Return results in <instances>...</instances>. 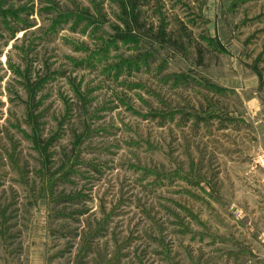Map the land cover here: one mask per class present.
Wrapping results in <instances>:
<instances>
[{"label":"rangeland","instance_id":"rangeland-1","mask_svg":"<svg viewBox=\"0 0 264 264\" xmlns=\"http://www.w3.org/2000/svg\"><path fill=\"white\" fill-rule=\"evenodd\" d=\"M0 264H264V0H0Z\"/></svg>","mask_w":264,"mask_h":264},{"label":"trees","instance_id":"trees-1","mask_svg":"<svg viewBox=\"0 0 264 264\" xmlns=\"http://www.w3.org/2000/svg\"><path fill=\"white\" fill-rule=\"evenodd\" d=\"M137 6V5H135ZM132 14H133V21L139 26L141 27V23L139 24L137 19L139 18L140 15V11L136 8H132ZM164 29H161V33L163 32V35H167V33H164L165 31H163Z\"/></svg>","mask_w":264,"mask_h":264}]
</instances>
